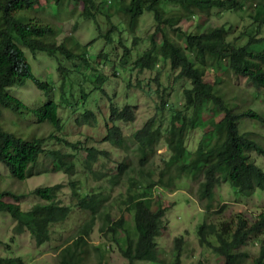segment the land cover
Listing matches in <instances>:
<instances>
[{
    "label": "trees",
    "instance_id": "1",
    "mask_svg": "<svg viewBox=\"0 0 264 264\" xmlns=\"http://www.w3.org/2000/svg\"><path fill=\"white\" fill-rule=\"evenodd\" d=\"M53 1L58 5L63 4V0ZM65 1L83 3L80 15L84 18L94 19L100 12L94 0ZM164 2L175 3L178 8L166 11L162 7ZM39 3L40 0H0V116L2 109L11 108L14 112L20 107L30 109L11 96L7 90L18 81L30 80L46 92V100L31 111L37 118V124H47L51 128L47 134L33 133L28 138L9 131L0 124V162L7 167L14 182H22L33 175L48 172L41 161L46 154L51 155L52 170H62L68 174L74 172L73 152H65L61 147L58 150L47 149L50 139L58 140L59 144L63 142L72 150L82 149L78 146L80 142L73 143L65 140L64 136H57L59 133L63 134L62 120L58 115L59 103L50 99L49 91L60 87L58 92L61 94L63 105L73 112L80 111L75 117L78 124L94 126L98 122L93 111L88 108L81 110L84 105L83 98H86L84 93L76 103H66V95L74 96V89L65 86L66 69L60 62V85L42 81L35 76L26 62V56L20 49L21 44L34 55L39 51L49 56H77L83 60L86 54L87 46L82 47L71 35L64 40L72 41V46L45 39L46 35L55 32L52 25L27 17L25 13L35 9ZM119 3L125 27L130 33L138 26L143 11L152 12L155 21L154 32L149 36L151 48L133 62V67L137 71H143L152 68L154 63L158 65L159 62L168 61L170 66L177 70L176 80L185 78L190 82L189 88L184 90V95L185 108L191 110V113L190 116L181 112L173 114L164 131L155 125L156 117L153 116L145 121L141 128L125 136L116 122L133 121V111L129 104L118 108L111 103L103 141L124 150L126 158L118 163L117 172L108 182L114 185L126 181L130 191L123 205L128 213H132L130 226L124 213L118 218H113L104 211L108 195L101 192L82 195L77 193L73 181L69 183L73 205H62L58 202L57 194L62 185L54 184L33 189L31 194L39 197L41 202L33 204L25 213L20 209L19 199L25 197L27 192L18 193L12 188L0 187V211L8 212L16 219L13 227L15 233L20 234L28 230L37 245L49 241L51 227L63 223L74 206L88 211V219L81 224L73 237L57 248L55 264H109L105 256L107 253L98 245L89 242L97 215L102 212L99 231L117 246L119 253L127 260L126 264L157 262L159 250L156 239L167 207L162 205L160 195L153 197V191L157 187L172 191L181 176H188L197 181V193L201 199L206 200L212 199L215 186L222 181L229 183L242 195L264 190V169L250 157L252 151L264 157V138L258 137L251 130L241 132L239 127L241 119L264 122V115L257 111V106H248L250 102L264 95V0H119ZM244 5L252 9L247 12V17L252 19L250 25L238 34L246 37L244 44H237V37L231 41L227 40V29L223 25L213 27L202 24L196 31L186 32L182 31L179 25L182 18L194 15L200 18L202 15H209L212 9H233ZM110 7L111 4L107 9ZM20 13L25 14L23 16ZM113 29L115 26L110 23L109 32ZM178 33L184 38L185 46L182 41H176L175 36ZM158 35L161 38L159 45L154 39ZM124 52L128 53V50L125 48ZM125 59L121 60L123 64ZM212 67L224 69L234 77H244L258 90L249 102L247 98H238L237 94H234L233 99H229L216 86L217 82L210 84L204 81L207 68ZM158 72L154 78L157 83ZM158 91L156 89V93ZM162 92L159 94L161 106L164 101ZM79 105H82L81 109ZM206 112L211 113V117ZM203 116H207V119ZM208 125L210 130L205 131ZM193 129L204 130L196 149L187 151L184 155L177 154L176 151L184 146L188 133ZM160 141L166 145L169 155L161 158V167L157 168L155 154ZM84 151L86 170L97 177H105L106 175L98 169L92 171V163L99 156L106 157L108 152L93 146L85 147ZM4 198H13L14 202L3 200ZM212 208L211 205L206 206L207 210ZM221 209L222 206L218 211ZM262 233L264 211L255 216L252 222H247L237 214L230 221L219 225L203 221L197 228L199 244L213 249L223 258V264H247L245 260L248 255L240 248L245 245L251 234L256 236ZM173 241L176 254L172 264H181L183 241L181 238H174ZM18 261L21 262L20 259H17ZM249 264H264V244Z\"/></svg>",
    "mask_w": 264,
    "mask_h": 264
},
{
    "label": "rangeland",
    "instance_id": "2",
    "mask_svg": "<svg viewBox=\"0 0 264 264\" xmlns=\"http://www.w3.org/2000/svg\"><path fill=\"white\" fill-rule=\"evenodd\" d=\"M111 12L108 14L109 22L116 25V31L112 33L108 42L105 38H98L99 29L104 32L110 28V23L106 18L99 16L96 25L90 19H83L79 9L81 5H72L74 2L63 0L62 5L56 2H46L41 0V5L33 10H28L27 17L38 18L46 21L54 26H57L58 34L48 36V38L56 39L61 42L63 38L71 35L74 40L81 44H89L91 54L94 55V61L86 60L89 64V76L99 83V88H93L91 83H77L80 75L78 72H72V75L67 74V88L74 89L73 95H66V103L72 104L79 100L80 95L85 91L86 98H83V111L90 109L98 118V122L94 125L85 123L78 124L76 113L68 106L63 105L60 87L49 91L51 100L59 103L58 115L62 120L63 134L65 140L76 143L82 149L72 150L56 139H50L47 143V149L58 150L60 147L65 152L74 153V172L68 174L62 170L51 169V155L46 154L41 158L44 162L43 166L48 172H42L39 175L29 177L22 182H14L5 167L0 162V187L12 188L16 192H27L25 197L19 199V206L22 212H27L33 204L41 202V199L31 190L36 187H46L54 184H61L62 188L57 194L58 202L62 205H73L72 190L69 186L70 181L75 182L77 193L82 195L89 193L101 192L108 195V200L105 202V212H108L113 218H118L121 213H124L127 219V224L132 225V213L125 210L123 201L130 191L127 183L123 180L119 184L111 185L108 179L117 172L116 166L119 162L126 158V153L121 148L113 147L109 142L103 141L107 131V117L109 116V108L111 103L118 108L124 104H129L133 111L134 119L130 122L118 121L116 125L121 129L125 136L131 135L135 130L151 117H156V126H160L162 131L166 130L169 125L171 116L175 112H181L190 116L191 110L185 108V88H189L190 82L188 79H175L177 70H174L168 61L159 62V66H154L150 69L137 71L133 67V62L147 49L151 48L149 36L154 32L155 21L153 13L145 11L140 19L138 26L133 33L126 30L125 20L121 14V4L119 0H110ZM101 12H108L106 0H95ZM47 3V4H46ZM163 7L166 11L177 9V4L164 2ZM25 13H20L24 16ZM20 15V17H21ZM252 19L247 17V12L242 8L233 9H212L209 15H202L200 18H187L181 22L183 30H195L200 25H209L213 27L225 26L227 29V40H233L237 37V44H244L246 37L238 35L244 32ZM107 23V24H106ZM199 25V26H198ZM198 26V27H197ZM179 34L177 37L179 38ZM94 38V39H93ZM154 39L159 45L160 35ZM72 44V41H67ZM124 46V47H123ZM125 48L128 50L124 52ZM31 70L35 76L42 80L49 81L52 84L60 85L58 72V64L61 62L62 67L72 68V64H76L83 70V63L76 58L75 61L65 60L62 56H47L42 52H37L35 55H30V52L25 50ZM29 53V54H28ZM127 58V59H125ZM125 59V62L121 61ZM127 60V61H126ZM114 68V71H112ZM134 68V69H133ZM158 72V83L154 78ZM63 77V76H62ZM64 79V78H63ZM81 79H83L81 77ZM84 80V79H83ZM85 81V80H84ZM204 81L210 84L218 83L216 86L229 99H233L234 94L238 98H247L248 102L258 90L250 81L244 77H234L230 73H226L224 69L207 68L204 76ZM69 85V87H68ZM96 87V86H95ZM158 89V93H156ZM78 90V92H77ZM163 91V92H162ZM11 96L18 98L23 104L30 108L25 110L20 107L17 112L11 108L2 109L0 116V124L10 131L16 132L22 136L30 137L33 133L47 134L51 128L47 124H37V118L33 115L31 109L38 108L46 100V92L42 91L30 80L18 81L8 89ZM160 92L163 96V104L161 106ZM112 100V101H111ZM247 104V101H246ZM257 106V111L264 115V95L256 101L250 102L248 106L254 108ZM160 108V109H159ZM206 114L211 117L209 112ZM207 119V116H203ZM109 125H111L109 123ZM240 131L251 130L252 133L260 138H264V122L256 123L250 120H240ZM206 130H210V126H206ZM204 130H191L186 138L185 144L181 149H178L177 154L184 155L187 151H193L198 144V141ZM93 146L98 150L108 152L106 157L99 156L92 163V171L100 170L106 175L101 178L87 171L84 165L86 153L85 147ZM169 150H166L163 141L159 142L156 154L155 165L161 167V158L167 157ZM250 157L254 162L264 169V157L257 155L254 151L250 153ZM136 163V162H135ZM134 163V164H135ZM156 168V169H157ZM172 191L161 189L157 192V197L160 195L162 205L167 207L165 215L160 223L159 236L156 239L157 248L159 250V259L152 264H172L176 251L174 250V238H181L183 241V254L181 256V264H223V258L220 257L213 249L199 244L197 228L203 221L213 222L217 225L222 222H228L230 219L240 214L247 222H252L259 213L264 211V190H256L251 195H242L238 193L226 181L220 182L214 188V195L211 200L201 199L197 193V181L191 177L181 176L174 184ZM3 200L14 202L13 198H4ZM211 205L212 210H207L206 206ZM222 206L221 211H218ZM88 211L80 210L73 207L68 215V218L61 224L52 226L49 241L36 245L33 236L26 230L24 233L15 234L13 227L16 224L9 213L0 211V264H55V256L57 248L63 245L77 232L83 222L88 219ZM103 212L97 215V221L90 234L89 242L93 245L101 247L102 251L107 254L109 264H126V259L119 253L117 246L108 240L100 231L99 226ZM264 244V233L251 234L245 245L240 248L247 253V264L257 255L260 246ZM20 259L21 262H17ZM24 262V263H23ZM137 264H147L138 262Z\"/></svg>",
    "mask_w": 264,
    "mask_h": 264
},
{
    "label": "clouds",
    "instance_id": "3",
    "mask_svg": "<svg viewBox=\"0 0 264 264\" xmlns=\"http://www.w3.org/2000/svg\"><path fill=\"white\" fill-rule=\"evenodd\" d=\"M44 1H46V2H53V0H44ZM94 3H96L95 2V0H94ZM112 2L110 1V0H106V6H108L109 4H111ZM47 4V3H46ZM175 4V3H174ZM73 6L74 5H81V7L82 8H80L79 9V13L81 12V10L83 9V3H81V2H79V3H73L72 4ZM39 6H43V5H41V0H40V3H39ZM39 6H35L34 8H36V7H39ZM162 7H163V5H162ZM243 7V9H245V11L246 12H248L249 10L251 11L252 9H250V8H248V6H246V5H244V6H242ZM241 7V8H242ZM99 8V7H98ZM176 8H178V5H177V7ZM112 10H111V8L110 9H108V12H99V13H97L96 14V16L94 17V19L93 18H90V17H88V18H83V19H90V20H92L93 21V23L94 24H98L99 23V21H97L96 19H97V17H99V16H102V17H104V18H106V20H107V17H105V15L106 16H108V14L111 12ZM145 11H143V13H144ZM141 17V16H140ZM198 18L199 16H196V15H194V16H192V17H188V18H192V19H195V18ZM36 19H38V18H36ZM140 19V18H139ZM187 18H182L181 20H180V24H181V22L183 21V20H186ZM38 20H41V19H38ZM41 21H43V20H41ZM44 23H48V22H46V21H43ZM48 24H50V23H48ZM107 24V23H106ZM179 24V25H180ZM50 25H52V24H50ZM250 25V24H249ZM115 26V29H113L112 31H110L109 32V29L108 30H106V31H104V32H102L100 29H99V26L97 27L98 28V30H99V33H98V35H97V39L98 38H105V40L106 41H108V42H110V41H112V39L110 38V36H112V33H114L115 31H116V28H117V26L116 25H114ZM199 26V25H198ZM197 26V27H198ZM52 27H53V29L55 30V32L53 33V34H48V35H46L45 36V39L46 40H48V41H52V42H54L55 41V43H57V44H61L62 42H63V44L65 45V46H72V44H66V43H68L67 41H65L64 40V38L62 39V41L61 42H59V41H57L56 39H53V38H48V36H54V35H56V34H58L59 33V31L57 30V26H54V25H52ZM180 27H181V25H180ZM154 29H155V27H154ZM181 29H182V27H181ZM127 30V29H126ZM197 29H195V30H190V31H196ZM182 31H187V30H183L182 29ZM179 35H180V33H178ZM177 34V35H178ZM106 35V36H105ZM177 35L175 36V38H176V41L178 40V41H182V43L184 44V46H185V43H184V38H182V36L180 35L179 36V38L177 37ZM94 39V38H93ZM79 44H81L80 42H78ZM81 46L82 47H86V54L84 55V59L82 60L81 58H79V57H77V56H74V57H71V58H65V57H63L65 60H70L71 62L72 61H75L76 60V58H78L79 60H81V61H85L84 63H83V70L81 71V69H80V67H77V65L76 64H72L73 65V67L72 68H66V67H64L65 69H66V73L65 74H69V75H72L73 73L72 72H78V74L80 75V78L78 79V82L77 83H82V84H86V83H88V82H90L91 83V86L93 87V88H99V89H101L100 88V86H99V83H96L95 81L96 80H98L99 78H96V79H93V78H91L90 76H89V71H88V67H89V64L88 63H86V60L89 58V60H90V58H91V60L92 61H94V59H93V57H94V55L93 54H91V48H90V46L91 45H89V44H81ZM124 47V46H123ZM20 49L22 50V52H24V54H25V56H26V62H28V59H27V54H26V52H25V50H27V51H29V49H27L26 47H24L22 44L20 45ZM30 52V51H29ZM39 52V51H38ZM37 53V52H36ZM35 53V54H36ZM43 53V52H42ZM29 54V53H28ZM32 53L30 52V55H31ZM43 54H45V55H47L46 53H43ZM32 55H34V54H32ZM47 56H49V55H47ZM52 56V55H51ZM60 56V55H59ZM127 59V58H126ZM127 61V60H126ZM29 63V62H28ZM61 63V62H60ZM161 63H163V62H161ZM30 65V64H29ZM157 67L159 66V63H158V65H156ZM112 71H114V68H112ZM34 73V72H33ZM65 76H68V75H65ZM38 77V76H37ZM81 77L85 80H83V79H81ZM39 78V77H38ZM41 79V78H40ZM42 81H45V80H42ZM88 81V82H87ZM33 83V82H32ZM17 84V83H16ZM34 84V83H33ZM14 84H12L11 86H13ZM11 86H9L8 88H7V90L11 87ZM96 86V87H95ZM190 86V85H189ZM74 88V87H73ZM77 92H78V90H77ZM83 93H84V95L85 96H87V93L85 92V91H83ZM18 99V98H17ZM19 100V99H18ZM20 101V100H19ZM112 101V100H111ZM175 113H177V112H175ZM174 113V114H175ZM210 115H211V113H210ZM172 117V116H171ZM171 120V119H170ZM1 122V121H0ZM170 122V121H169ZM2 124V123H1ZM5 128V127H4ZM5 129H7V128H5ZM8 130V129H7ZM10 131V130H9ZM16 133V132H15ZM186 141V140H185ZM161 142V141H160ZM185 144V143H184ZM165 147H166V145H165ZM196 149V148H195ZM194 149V150H195ZM166 150H168L167 149V147H166ZM193 150V151H194ZM6 167V166H5ZM7 168V167H6ZM8 170V169H7ZM9 172V171H8ZM39 175V174H38ZM34 176V175H33ZM33 176H31V177H33ZM49 186H51V185H49ZM37 188V187H36ZM35 189V188H34ZM161 189H164V188H161V187H157L154 191H153V197H156L157 195V192H160L161 191ZM32 191V190H31ZM156 193V194H155ZM8 213V212H7ZM25 232V231H24ZM24 232H22V233H24ZM29 232V231H28ZM159 232H160V230H159ZM30 233V232H29ZM16 234V233H15ZM21 234V233H20ZM159 236V235H158ZM34 238V237H33ZM158 238V237H157ZM37 245V244H36ZM21 261V260H20ZM24 263V262H23ZM126 263H127V260H126Z\"/></svg>",
    "mask_w": 264,
    "mask_h": 264
}]
</instances>
